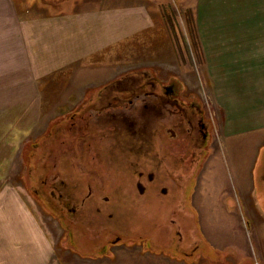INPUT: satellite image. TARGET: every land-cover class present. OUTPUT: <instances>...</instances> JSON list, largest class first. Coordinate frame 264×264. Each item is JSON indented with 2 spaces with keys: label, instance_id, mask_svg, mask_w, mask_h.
I'll use <instances>...</instances> for the list:
<instances>
[{
  "label": "rangeland",
  "instance_id": "1",
  "mask_svg": "<svg viewBox=\"0 0 264 264\" xmlns=\"http://www.w3.org/2000/svg\"><path fill=\"white\" fill-rule=\"evenodd\" d=\"M99 2L107 6L105 16L111 11L114 21H121L124 36L112 43L107 37L102 54L95 46L81 54L73 48L64 53L71 59L60 60L51 51L50 18L66 22L89 13L92 23L98 12L80 9L93 10ZM67 9L73 15L61 13ZM202 19L205 26L215 22L220 27L243 20L245 26H259L262 37L264 0H0V192L10 187L32 200L58 247L65 248L58 250L62 262L134 264L136 258L146 264L145 253L134 257L137 243L144 251L149 246L171 252L183 264H264V231L250 229L241 205L242 220L219 212L214 222L233 232L219 252L202 244L207 242L196 235L190 213L195 171L211 150L214 172L204 182L224 186L227 203L234 198L229 206L237 204L233 193L239 178L224 146L226 123L239 111L248 114L240 108L250 93L236 89L246 87L256 98L264 91V76L227 77L217 66L228 62L207 60L213 46L200 45V30L209 36L218 29H197ZM250 63L252 72H264L259 67L264 62ZM147 73L150 83L174 82L179 98L201 105L211 123L202 156L187 152L193 143L184 139L186 132H180L166 106L155 128L179 134L166 142L159 137L149 149L147 115L139 113L143 100L152 97H98L99 91L107 92L105 86L122 88ZM161 146L171 156L156 166L165 158ZM158 180H164L168 194L152 187L161 184Z\"/></svg>",
  "mask_w": 264,
  "mask_h": 264
},
{
  "label": "crops",
  "instance_id": "2",
  "mask_svg": "<svg viewBox=\"0 0 264 264\" xmlns=\"http://www.w3.org/2000/svg\"><path fill=\"white\" fill-rule=\"evenodd\" d=\"M202 6L200 5L201 8ZM106 9V4L102 2H99L97 8L93 10L89 7L80 9L82 12H98V20H94L92 23L89 20V13L79 18L77 15H73L72 10L69 9L61 11V13L69 12L73 15L72 19L70 17L66 22L55 20L57 18L63 20V17L50 18L49 27L52 38L49 42L53 47L51 51H56L57 55L61 56L59 59L63 61L71 59L64 53H72L74 50L77 54L88 53L89 46L97 47L102 54L104 51L101 49L108 45L107 37L112 43L114 39L118 38V35L124 36V27L121 21H114L111 11H108L110 14L105 16ZM237 11L240 12L241 7ZM164 16L165 14L162 12L163 19ZM199 17L201 18V16ZM203 23L205 24L206 21L198 22L197 29L209 27L212 30L218 29L209 36H202L203 32L200 30L199 43L202 46L209 44L213 46L212 52L208 54L210 57H206L207 60L228 62V64L223 63L217 66L220 71H224L219 72L220 74L227 77L264 76V72H252L254 68L250 63L264 62V34L262 37L259 36V26H253V24V27L245 26L243 20L227 22L221 27L215 22L214 25L211 23L206 26ZM127 28L129 27L125 29ZM220 29L226 30L225 36L219 32ZM90 38L94 41H91ZM75 57L77 56L72 58ZM259 67L264 70L263 64H260ZM240 88V90L236 89L238 93H250L242 98L243 105L240 108L247 110L248 114L240 116L239 111V116L228 117L225 132L227 143L224 144L229 151L239 178L238 191L235 190L233 193L236 196L237 204L229 206L233 203L234 198L230 200L231 203H227L224 186L214 183L211 179L210 182H204L205 176L210 177L209 173L214 172L212 170L214 150L210 151L209 158L195 171L194 184L190 188L189 206L191 204L190 213H194L192 218L196 222V235L198 231L200 238L204 237L207 244H202L209 246L211 252H219L217 247L229 244L233 234L231 230H227V226L224 230H220L214 224L218 219L219 212L229 214L231 220H242L238 208V205H241L244 218L249 223L252 222L250 229L253 228L255 232L259 233L264 231V91L261 93L263 96L260 95L256 98L254 97L256 92H250L245 89L246 87ZM256 109L260 111L258 115L255 112ZM11 125H14V122ZM155 179L157 178L155 177ZM163 182L164 180L159 186L152 184V187L156 186V189H162ZM182 189L186 190L184 187ZM166 190L162 189L164 193L168 194ZM13 192L10 187L0 192V264H72L60 260L58 250L65 248L58 247V239L44 225L40 214L36 213V209L32 207V200ZM147 247L148 249L144 251L142 246L135 243L134 257H142L141 254L145 253L147 255L146 264H183L180 262L182 260L172 257L171 252L166 253L153 249V247ZM67 249L69 248L67 247ZM70 250L72 251L71 248ZM134 264H142V262L135 258Z\"/></svg>",
  "mask_w": 264,
  "mask_h": 264
},
{
  "label": "flooded vegetation",
  "instance_id": "3",
  "mask_svg": "<svg viewBox=\"0 0 264 264\" xmlns=\"http://www.w3.org/2000/svg\"><path fill=\"white\" fill-rule=\"evenodd\" d=\"M149 74H144L138 77L139 79L134 82L130 81V84L122 87V88H115L109 86H105L106 90L99 91L98 97L102 95L110 98L113 100L122 101L124 98L128 97V100H131L133 97L145 95L146 98L152 97L151 100H143V105L141 106V112L139 113L140 116H146L148 119V125L150 132L147 134L146 141L148 143L149 149L151 141H156V139H162V141H169L168 137H176L178 136V132L170 127H167V134H164L162 130V126L155 128V123L158 118L164 119L165 113L164 110L167 107V111L174 115L173 120L178 126L180 132L185 131L186 133L183 134V137L186 141L193 143V150L188 149L187 152H191L193 154L203 155L202 153L205 150L204 145L207 144L209 139V135L211 132V123H208L205 120L203 115V110L199 102L196 99L190 98H179L177 95V87L175 86L174 82L165 84V83H150ZM132 79V78H131ZM141 82V83H140ZM105 98V97H104ZM110 103V101H109ZM117 105V103H116ZM118 106V105H117ZM174 108V110H171ZM154 126V128H153ZM164 126V125H163ZM213 127V126H212ZM162 130L163 132H160ZM181 135V133H180ZM182 136V135H181ZM152 146V145H151ZM171 146V144L169 145ZM161 149L163 146H161ZM163 150H158L159 152ZM164 159H158L157 164L167 162V157H170V150H164ZM168 155V156H167ZM163 156V155H162ZM160 157V156H159ZM161 158V157H160ZM163 158V157H162ZM178 163H182V159H178ZM161 166V165H160ZM159 166V167H160ZM191 166V165H190ZM91 188V186H89ZM90 194V192H89Z\"/></svg>",
  "mask_w": 264,
  "mask_h": 264
},
{
  "label": "trees",
  "instance_id": "4",
  "mask_svg": "<svg viewBox=\"0 0 264 264\" xmlns=\"http://www.w3.org/2000/svg\"><path fill=\"white\" fill-rule=\"evenodd\" d=\"M166 14V13H165ZM165 16H167V15H165Z\"/></svg>",
  "mask_w": 264,
  "mask_h": 264
}]
</instances>
